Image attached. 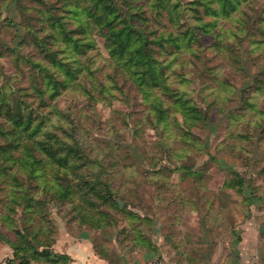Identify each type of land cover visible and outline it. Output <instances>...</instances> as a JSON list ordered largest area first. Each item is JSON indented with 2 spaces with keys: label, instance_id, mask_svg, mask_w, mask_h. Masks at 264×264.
<instances>
[{
  "label": "rangeland",
  "instance_id": "1",
  "mask_svg": "<svg viewBox=\"0 0 264 264\" xmlns=\"http://www.w3.org/2000/svg\"><path fill=\"white\" fill-rule=\"evenodd\" d=\"M167 2L0 0V264H264V0Z\"/></svg>",
  "mask_w": 264,
  "mask_h": 264
},
{
  "label": "crops",
  "instance_id": "2",
  "mask_svg": "<svg viewBox=\"0 0 264 264\" xmlns=\"http://www.w3.org/2000/svg\"><path fill=\"white\" fill-rule=\"evenodd\" d=\"M136 241L137 242L133 241L131 243L132 246H130V248H128V249H130L128 251V253H126L125 250L120 249V248L117 250L118 255H120V257L122 256L124 258V256H126V255L128 256L129 264H143L142 263V257L146 256V255L149 257L151 256V255H149V252H146L140 248L143 246L144 243L141 240H136ZM114 243H115V246H117L118 242L116 240L114 241ZM144 245H146L145 247H147V249H145V250H147V251L152 250L148 243L145 242ZM162 247H163V245H162ZM69 251L71 254H73L77 257L79 255L80 264H110L105 260L99 261L97 259L95 248L92 246L91 242L89 244H85L83 246H80L78 243H72ZM168 252L172 253V251H168ZM152 253H154V252H152ZM172 254L182 255L185 258L186 264H190V262L188 261L189 253L184 252L182 249H176ZM116 264H124V263L122 261V263H116Z\"/></svg>",
  "mask_w": 264,
  "mask_h": 264
},
{
  "label": "trees",
  "instance_id": "3",
  "mask_svg": "<svg viewBox=\"0 0 264 264\" xmlns=\"http://www.w3.org/2000/svg\"><path fill=\"white\" fill-rule=\"evenodd\" d=\"M159 1H160V3L162 4L163 7H165V8L168 7V2H167L168 0H159ZM129 27L132 30V27H134V26H133V24H131ZM134 55H135L134 58L140 60L143 64L145 62H147V61L149 62L151 60V58H152L150 55H148L147 52L142 51L141 49H138L137 51H134ZM124 208H121L120 210H123ZM44 251L45 250L43 249V251H41V252H44ZM41 252H40V254H41ZM45 254H46V256H49V253L48 252H46Z\"/></svg>",
  "mask_w": 264,
  "mask_h": 264
},
{
  "label": "built area",
  "instance_id": "4",
  "mask_svg": "<svg viewBox=\"0 0 264 264\" xmlns=\"http://www.w3.org/2000/svg\"><path fill=\"white\" fill-rule=\"evenodd\" d=\"M154 264H165V263L161 259H159Z\"/></svg>",
  "mask_w": 264,
  "mask_h": 264
},
{
  "label": "water",
  "instance_id": "5",
  "mask_svg": "<svg viewBox=\"0 0 264 264\" xmlns=\"http://www.w3.org/2000/svg\"><path fill=\"white\" fill-rule=\"evenodd\" d=\"M122 205V204H121Z\"/></svg>",
  "mask_w": 264,
  "mask_h": 264
}]
</instances>
